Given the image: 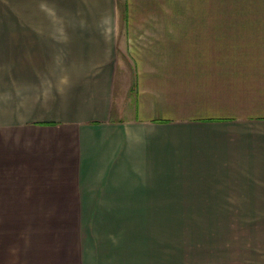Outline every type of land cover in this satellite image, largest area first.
Here are the masks:
<instances>
[{"label":"crops","instance_id":"1","mask_svg":"<svg viewBox=\"0 0 264 264\" xmlns=\"http://www.w3.org/2000/svg\"><path fill=\"white\" fill-rule=\"evenodd\" d=\"M55 2L0 25V69L16 78L1 109H31L6 153L38 178L150 179L154 209L164 185L219 194L206 210L263 211L226 241L264 250V0Z\"/></svg>","mask_w":264,"mask_h":264},{"label":"rangeland","instance_id":"2","mask_svg":"<svg viewBox=\"0 0 264 264\" xmlns=\"http://www.w3.org/2000/svg\"><path fill=\"white\" fill-rule=\"evenodd\" d=\"M26 9L56 12L59 8L55 0H0V25L8 29L18 20L24 24L28 17L15 15ZM15 79L5 77L0 69V128L17 126L0 131V264H82L85 251L84 264L98 260L113 264L116 258L128 264L156 260L158 264H264V250L250 251L246 238L226 241L234 234H247L252 221L263 219V211L206 210L207 204L219 201V194L208 191L190 197L187 188L164 185L159 204L163 207L154 209L148 206L156 203L153 196L145 202L146 192L156 190L150 179L89 176L70 183L60 177L64 169L55 167L53 173L38 178L39 170L20 160L21 153L12 156L5 150L16 135L12 132L27 125L24 121L31 110L1 109L12 104ZM18 80L27 86V80ZM20 149L33 158L27 148L16 150ZM50 160L54 163L52 154ZM43 207L47 213L37 212ZM59 214L63 218L55 220ZM60 250H75V254L72 258Z\"/></svg>","mask_w":264,"mask_h":264}]
</instances>
